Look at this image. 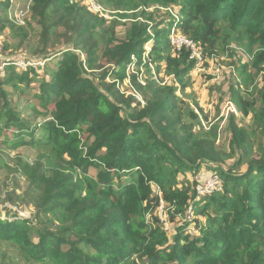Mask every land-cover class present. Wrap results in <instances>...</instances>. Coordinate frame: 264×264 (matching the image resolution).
Instances as JSON below:
<instances>
[{
	"label": "trees",
	"instance_id": "1",
	"mask_svg": "<svg viewBox=\"0 0 264 264\" xmlns=\"http://www.w3.org/2000/svg\"><path fill=\"white\" fill-rule=\"evenodd\" d=\"M101 2L102 8L116 10L129 3L154 5L174 15L150 14L147 23L132 25L118 39L86 7L69 0H31L28 13L41 30L40 42L47 46L62 28L67 48L56 52L60 59L52 68L0 71V136L13 151L25 147L44 153V161L21 166L31 215L0 216V242L15 246L29 264H264V151L258 158L247 157L246 130L230 114V152L225 155L215 146L218 124L202 131L208 135L194 133L182 121L174 87L153 79L164 68L187 88L197 61L185 47L177 51L170 37L192 41L203 61L216 53L222 30L248 51L258 49L252 66L259 70L264 65V0ZM9 7L8 0L0 3L1 31L14 28ZM43 50V59H49ZM131 65L137 73L128 75V86L143 105L120 89ZM141 66L150 76L144 85L137 78ZM114 76L118 80L110 81ZM37 77L39 91L32 100L40 122L30 124L11 106L3 87L25 90ZM230 93L231 102L247 115L252 105L232 86ZM260 97L253 117L264 137V94ZM186 113L200 126L190 108ZM202 168L219 176L222 191L198 206L193 202L197 180L189 186L176 180ZM161 205L170 224L193 205L195 217L204 219H195L196 235L182 223L169 237L158 216Z\"/></svg>",
	"mask_w": 264,
	"mask_h": 264
},
{
	"label": "rangeland",
	"instance_id": "2",
	"mask_svg": "<svg viewBox=\"0 0 264 264\" xmlns=\"http://www.w3.org/2000/svg\"><path fill=\"white\" fill-rule=\"evenodd\" d=\"M5 0H0V3ZM10 7L8 16L13 22L14 28L6 27L5 30L0 29V48L2 57L5 59H15L40 65L53 67L60 59V54L56 52L64 50L66 47L65 38L62 28H58L55 34L52 35V42L44 46L40 42V28L35 21L30 19L28 7L31 0H8ZM102 0H69V4H75L78 7H86V10L96 6L97 3H102ZM103 4V3H102ZM106 12L100 10L101 17L104 19V29L108 35H115L116 38L122 39L124 33L134 24L147 23L146 20L150 14L154 13V17H160L165 13L173 11L169 8L163 9L154 5L145 7L142 4L129 3L125 8L116 10L113 7H103ZM159 10L162 14H157ZM143 12V14H142ZM90 14H92L90 12ZM121 15V16H120ZM96 16V15H95ZM99 17V16H97ZM100 34L102 32H99ZM148 33H151L148 31ZM26 35V37H24ZM103 35V33H102ZM227 33L222 30L219 40L216 41V53L210 59L203 58L201 65L195 68L194 73L190 76V82L184 90L174 82L173 76L168 75L164 68H161L156 78L157 84L160 86H172L175 89V97L178 102L177 109L181 110L185 117L182 118L183 123L191 124L194 133L205 136L206 132L212 125L218 124L215 146L218 150L227 155L230 151L229 135L226 130L227 119L230 114L235 117V123L238 127L244 128L247 133V151L246 155L249 159L258 158L264 151V137L259 130L260 124L253 117L254 112L259 111L262 98L260 93L264 94V65H261L259 70L253 68V56L257 52L254 48L252 52L244 48L240 43L234 41L235 36H226ZM97 38V37H96ZM54 42V44H52ZM102 44V43H101ZM45 47V48H44ZM46 49L49 59H43L44 54H41ZM150 45L146 46L148 52ZM55 53V55H53ZM81 53V52H80ZM53 55V56H52ZM82 55V53H81ZM83 58V55L81 56ZM147 62V53L143 55ZM39 63V64H38ZM154 67V65H152ZM241 67H246L241 71ZM15 68V67H14ZM137 74L138 82L142 85L149 79L146 75L144 67H139ZM18 70L17 72H21ZM137 73V68L131 65L127 69L126 79L121 83L120 89L129 91L138 102L144 104L141 96L132 90L129 86L128 75ZM37 77L28 89L19 88L12 89L10 86H5L3 89L8 95L11 106L19 113L21 119L28 121L30 124L40 122V119L33 115V107L37 110L36 102H33L32 95L39 91V80ZM116 82L118 78L114 76L109 79ZM230 86L237 93L241 100L248 101L252 105V109L247 108L245 115L236 105L231 102ZM189 108L197 115L200 126L192 121L188 112ZM201 128V129H200ZM216 133V131H215ZM3 135L0 136V216L1 218L11 217L9 213L15 212L18 216L28 218L31 215L33 207L30 205V197L26 195L28 183L22 172L21 166L25 164L32 165L39 161H44V153L35 149H27L22 147L17 151L11 150L4 142ZM234 160H226V165L231 166ZM244 170V167L241 168ZM212 170L200 169L186 176H178L179 183L184 182L185 186L201 181L210 175H213ZM202 205V204H201ZM200 205V206H201ZM158 216L161 221L167 222L165 211L158 209ZM199 221H204L202 217H195ZM168 223V222H167ZM195 223V221H194ZM193 223L192 227H195ZM182 222L178 219L173 224L168 223L169 230L165 233L171 237L174 234L175 226L181 225ZM175 225V226H174ZM173 227L174 230H172ZM191 227L185 231L191 234ZM0 264H29L26 263L19 250L10 243L0 242Z\"/></svg>",
	"mask_w": 264,
	"mask_h": 264
},
{
	"label": "built area",
	"instance_id": "3",
	"mask_svg": "<svg viewBox=\"0 0 264 264\" xmlns=\"http://www.w3.org/2000/svg\"><path fill=\"white\" fill-rule=\"evenodd\" d=\"M99 5V4H97ZM90 12L94 15H98L101 17L100 10L102 9L104 12H106L100 5L96 6L94 4L91 5ZM171 44L175 47L177 51L180 50L181 47H185L187 50H189L190 59H194L197 61L195 68L199 67L202 62V57L198 49L195 47V45L192 43V41H189L181 36H171ZM39 64V63H38ZM7 67H15L18 70H25L27 68H37L40 67V65L34 64L31 66L30 63H24L23 61L15 60V59H5L2 57V52L0 48V71L4 70ZM194 203H196L198 206L202 204V201L213 194L220 193L222 191V183L216 174L210 175L205 179H202L194 186ZM162 210V205L160 207ZM182 223H187L188 228L191 227V232H195V229L193 226V223L195 221V207L193 205L189 206L185 212L184 216L178 218ZM162 227L164 232L166 230H169L168 223L166 221H161ZM171 228V227H170Z\"/></svg>",
	"mask_w": 264,
	"mask_h": 264
}]
</instances>
